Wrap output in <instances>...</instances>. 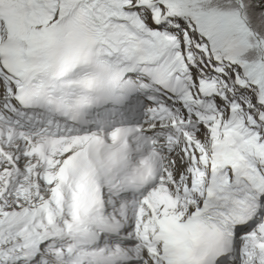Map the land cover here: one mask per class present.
<instances>
[{
	"label": "snow or ice",
	"instance_id": "1",
	"mask_svg": "<svg viewBox=\"0 0 264 264\" xmlns=\"http://www.w3.org/2000/svg\"><path fill=\"white\" fill-rule=\"evenodd\" d=\"M0 264H264V0H0Z\"/></svg>",
	"mask_w": 264,
	"mask_h": 264
}]
</instances>
